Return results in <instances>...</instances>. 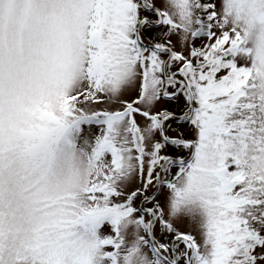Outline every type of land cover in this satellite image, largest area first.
Masks as SVG:
<instances>
[{"label":"snow or ice","instance_id":"obj_1","mask_svg":"<svg viewBox=\"0 0 264 264\" xmlns=\"http://www.w3.org/2000/svg\"><path fill=\"white\" fill-rule=\"evenodd\" d=\"M0 264H264V0H0Z\"/></svg>","mask_w":264,"mask_h":264},{"label":"rangeland","instance_id":"obj_2","mask_svg":"<svg viewBox=\"0 0 264 264\" xmlns=\"http://www.w3.org/2000/svg\"><path fill=\"white\" fill-rule=\"evenodd\" d=\"M170 135H176L175 132H172L170 130ZM188 225H189V220L187 218H183V219H178L176 221V226L181 230V231H187L188 230Z\"/></svg>","mask_w":264,"mask_h":264}]
</instances>
